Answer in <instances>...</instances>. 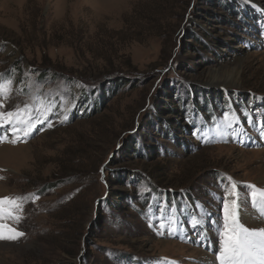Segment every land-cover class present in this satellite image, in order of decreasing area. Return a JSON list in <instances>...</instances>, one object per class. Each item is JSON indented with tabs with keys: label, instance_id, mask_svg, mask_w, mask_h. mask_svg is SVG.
Instances as JSON below:
<instances>
[{
	"label": "rangeland",
	"instance_id": "obj_1",
	"mask_svg": "<svg viewBox=\"0 0 264 264\" xmlns=\"http://www.w3.org/2000/svg\"><path fill=\"white\" fill-rule=\"evenodd\" d=\"M244 54L238 84L212 82ZM26 72L45 90L87 87L72 90L81 99L68 122L52 115L54 127L0 143V197H39L21 223L5 221L25 235L0 240V264L215 262L212 226L202 242L186 218L200 203L220 219L225 177L241 194L264 189V137L241 111L264 113V0H0V73L15 88ZM28 96L14 91L4 110ZM229 102L244 132L212 143L194 135L185 106L199 107L207 129ZM165 202L179 210L176 235H157L158 220L149 227ZM243 208L246 227L264 228L250 202Z\"/></svg>",
	"mask_w": 264,
	"mask_h": 264
},
{
	"label": "snow or ice",
	"instance_id": "obj_2",
	"mask_svg": "<svg viewBox=\"0 0 264 264\" xmlns=\"http://www.w3.org/2000/svg\"><path fill=\"white\" fill-rule=\"evenodd\" d=\"M25 77L26 81H21V85L14 88L15 80L5 73H0V142L16 143L21 137L25 139L30 137L36 130H44L45 125L47 128L54 127L50 119L52 115L59 116V123L68 122L69 114L79 106L78 102L81 99L79 95L73 96L72 90L75 89L79 93L87 87L81 82L65 81L59 83L55 89L45 90L38 77L31 72H26ZM25 88L29 90V96L23 105L17 104L11 110L5 111L6 102L12 98L13 92L24 94ZM227 108L232 109L231 102L228 103ZM241 111L245 112L249 124L258 125L256 130L264 137V113H258V118L253 119L248 114L250 110L241 109ZM189 122L195 127V114ZM239 123L240 116L235 109H232L222 114L219 123L207 129L197 128L194 135L205 143H212L225 134L237 136L244 132L243 128L235 127ZM38 126L41 127L38 129ZM225 180L227 182L221 186V194L214 196L221 207L220 219L213 220L204 205L197 203L195 207L199 211L190 213L186 222L196 231L202 242L208 239L206 226L209 224L212 226L217 237L216 264H264V228L249 229L241 222V214L246 211L243 205L249 202L258 215L264 218V189L246 184L244 187L247 192L241 194L239 182L232 180L231 177H225ZM139 192L141 196L152 195L148 186H143ZM38 198L36 193L0 197V240L17 241L24 237V232L5 221L13 220L16 224L21 223L24 219L22 215L24 205L29 200L35 202ZM153 199L155 200L156 197L153 196ZM155 207L160 212V216H150L149 227H153L152 220H158L155 225L157 235H164L165 229L168 235H176L181 231V221L176 214L179 210L174 202L171 205L166 202L156 204ZM152 208L153 205L149 204L150 211ZM169 208L171 211H168ZM166 212L167 216H165ZM169 264H178V262L170 261Z\"/></svg>",
	"mask_w": 264,
	"mask_h": 264
},
{
	"label": "bare ground",
	"instance_id": "obj_3",
	"mask_svg": "<svg viewBox=\"0 0 264 264\" xmlns=\"http://www.w3.org/2000/svg\"><path fill=\"white\" fill-rule=\"evenodd\" d=\"M247 55H242V57L236 58L233 60L234 66L231 69L222 71L224 67L218 69V71L212 72V82L217 85H226L238 84L241 79V73L244 67V64L247 62ZM18 149V148H17ZM163 242V241H162ZM170 242V241H167ZM166 242V243H167ZM165 242L163 244H166ZM162 244V245H163ZM170 245V243H168ZM211 264H216V260H210Z\"/></svg>",
	"mask_w": 264,
	"mask_h": 264
}]
</instances>
